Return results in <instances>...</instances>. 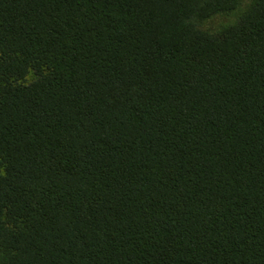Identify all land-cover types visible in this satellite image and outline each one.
Instances as JSON below:
<instances>
[{"label": "trees", "instance_id": "obj_1", "mask_svg": "<svg viewBox=\"0 0 264 264\" xmlns=\"http://www.w3.org/2000/svg\"><path fill=\"white\" fill-rule=\"evenodd\" d=\"M0 264H264V0H0Z\"/></svg>", "mask_w": 264, "mask_h": 264}, {"label": "rangeland", "instance_id": "obj_2", "mask_svg": "<svg viewBox=\"0 0 264 264\" xmlns=\"http://www.w3.org/2000/svg\"><path fill=\"white\" fill-rule=\"evenodd\" d=\"M229 17L223 15H216L215 17L211 18L207 23V27L211 29H217L221 24L226 23Z\"/></svg>", "mask_w": 264, "mask_h": 264}]
</instances>
